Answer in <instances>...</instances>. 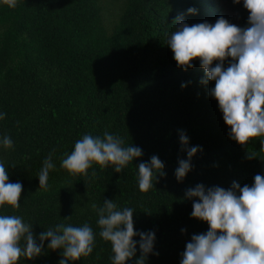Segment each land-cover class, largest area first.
<instances>
[{"label": "trees", "instance_id": "obj_1", "mask_svg": "<svg viewBox=\"0 0 264 264\" xmlns=\"http://www.w3.org/2000/svg\"><path fill=\"white\" fill-rule=\"evenodd\" d=\"M208 1L18 0L15 8L0 3V163L9 182L23 186L20 207L2 206L0 215L32 225L38 244L40 233L57 225L88 224L95 234L93 251L69 264H112L111 244L99 236L91 207L107 199L118 209L134 210L136 232L155 233L145 264H180L192 235L209 230L192 218L186 191L198 184L252 186L255 175L264 176V137L246 145L233 140L210 95L215 82H205L198 59L190 69L178 68L167 45L178 17L189 26L215 24L203 8ZM215 2L233 13L229 23L248 27L243 0ZM105 132L143 155L120 173L94 164L87 175L73 177L61 167L77 140L86 134L103 138ZM181 132L188 137L186 147L198 151L178 181L179 161L188 159ZM5 136L12 148L3 147ZM50 154L54 168L45 190L38 176ZM153 155L163 162V175L141 192L138 165ZM48 243L39 256L21 257L17 264H59L61 250H50ZM140 255L137 244L125 264H136Z\"/></svg>", "mask_w": 264, "mask_h": 264}, {"label": "clouds", "instance_id": "obj_2", "mask_svg": "<svg viewBox=\"0 0 264 264\" xmlns=\"http://www.w3.org/2000/svg\"><path fill=\"white\" fill-rule=\"evenodd\" d=\"M203 5L215 24L196 23L191 26L178 17L175 31L167 40L178 68L193 67L199 60L206 81L215 82L210 95L218 103L224 123L230 128V137L239 145L250 139L264 137V0H243L248 11V27L241 28L221 17L215 0ZM0 3L15 8L18 0H0ZM239 4L240 0H233ZM195 9H188L194 14ZM230 58L225 68L224 61ZM217 63L213 67V62ZM183 87V85H182ZM3 114H0V119ZM180 143L187 151V160H180L175 171L182 181L191 170V158L197 147L187 148L188 137L181 132ZM3 147L12 148L10 137L2 139ZM264 146V139L261 140ZM143 155L142 149L124 146L122 138L108 132L103 138L86 134L75 142L74 150L63 159L61 167L73 177L87 175L94 164L101 169L114 166L116 173L130 162ZM54 168L51 154L44 161L39 173V188L47 190L49 171ZM163 162L155 155L149 162L138 165V186L141 192L153 187L157 174L163 175ZM23 186L9 182L8 172L0 163V207H20ZM186 199L193 200L191 216L206 222V233L194 234L185 246L180 264H264V176L257 174L252 186L241 187L233 182L228 189L215 186L208 189L202 184L186 191ZM96 211L99 236L110 242L113 252L112 264H125L137 250L141 253L136 264H145L152 253L154 232H136L133 213L129 207L118 209L110 200L102 207L92 204ZM183 231V230H182ZM139 236V241L134 237ZM39 244L33 235L32 225L16 215H0V264H17L24 257L34 259L41 254L44 241H49L50 250H61L59 264H69L87 257L93 251L95 234L88 225H57L40 233Z\"/></svg>", "mask_w": 264, "mask_h": 264}, {"label": "rangeland", "instance_id": "obj_3", "mask_svg": "<svg viewBox=\"0 0 264 264\" xmlns=\"http://www.w3.org/2000/svg\"><path fill=\"white\" fill-rule=\"evenodd\" d=\"M220 4H221V7L219 4H218V7L221 12V17L225 18L228 21L229 17L232 16L233 13L228 9V7L225 4H222V3Z\"/></svg>", "mask_w": 264, "mask_h": 264}]
</instances>
